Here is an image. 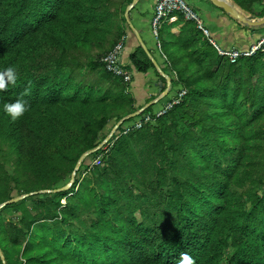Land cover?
<instances>
[{
  "label": "trees",
  "instance_id": "1",
  "mask_svg": "<svg viewBox=\"0 0 264 264\" xmlns=\"http://www.w3.org/2000/svg\"><path fill=\"white\" fill-rule=\"evenodd\" d=\"M234 1L264 17L261 0ZM131 2L0 0V75L16 77L0 90V204L27 194L0 209V264H264L263 52L231 63L186 21L187 38L164 50L178 75L169 100L187 93L98 148L137 111L131 82L101 58L126 35ZM205 22L228 49L264 36L244 25L233 44ZM131 62L153 65L141 48ZM17 101L27 110L13 121L3 106ZM88 170L95 186L77 189Z\"/></svg>",
  "mask_w": 264,
  "mask_h": 264
},
{
  "label": "crops",
  "instance_id": "2",
  "mask_svg": "<svg viewBox=\"0 0 264 264\" xmlns=\"http://www.w3.org/2000/svg\"><path fill=\"white\" fill-rule=\"evenodd\" d=\"M188 1L201 13L217 37L233 44L239 41L240 30L244 27L242 23L237 21V28L236 26L232 28L230 16L222 8L217 7L212 0ZM229 1L234 2L233 0ZM156 2L157 0H132L125 11L127 32L125 47L120 60L133 73L130 91L136 99L137 111L146 110L149 106H153V111H156L175 94L177 86L175 80L178 75L171 68L170 60L164 48H168L170 53L176 51L177 46L173 42L180 37L187 38L186 36L189 35L190 25L183 19L165 24L163 27L165 47L160 50L151 32V19ZM132 4L134 5L130 9ZM236 29L238 39L235 37ZM139 48L153 63L146 72L138 71L131 62V54Z\"/></svg>",
  "mask_w": 264,
  "mask_h": 264
},
{
  "label": "built area",
  "instance_id": "3",
  "mask_svg": "<svg viewBox=\"0 0 264 264\" xmlns=\"http://www.w3.org/2000/svg\"><path fill=\"white\" fill-rule=\"evenodd\" d=\"M183 17L185 21L192 22L203 36L214 46L219 56L227 58L231 63H236L241 57L251 56L258 52L264 53V36L253 43L247 50L236 48H224L213 37L210 28L206 25L205 19L188 0H158L155 6L153 18L151 20V29L157 46L161 50V30L166 23H174ZM125 35L104 55L102 62L104 68L115 77L122 79L126 83L132 82L133 73L121 63V55L125 47ZM187 93L186 89L181 90L177 96L168 100L160 109L152 112H144L142 117L130 124L124 133L131 129H140L145 123L151 122L156 118L166 114L183 96ZM113 137V136H112Z\"/></svg>",
  "mask_w": 264,
  "mask_h": 264
},
{
  "label": "water",
  "instance_id": "4",
  "mask_svg": "<svg viewBox=\"0 0 264 264\" xmlns=\"http://www.w3.org/2000/svg\"><path fill=\"white\" fill-rule=\"evenodd\" d=\"M212 1H213V3H214L217 7L222 8V9L226 12V14H227L228 16H230V17L233 18L234 20H236V21L242 23L243 25H247V26H249V27H253V28H260V27H263V26H264V17H262V18H260V19H253V18H251L250 16H247V15L242 11V8H241L239 5L234 4V3L230 2L229 0H212ZM133 5H134V4H132L129 8L131 9V8L133 7ZM144 111H145V109H141V110H138V111L132 113L131 115H129V116H127V117H124V118H123V119H122V120H121V121H120V122L114 127V129L112 130V132L110 133V135L108 136V138L103 142V144H102L101 146H99L98 148L102 147L105 143H107V142L112 138V136L115 134L117 128H118V127H119L124 121H126V120H128V119H131V118H133V117H136V116L142 114ZM98 148H96V149H94V150H92V151H90V152L84 154V155L82 156V158L80 159V162L78 163V165H77V167H76V170L79 168V166H80L81 162L84 160V158H85L88 154H90V153H92L93 151L97 150ZM75 175H76V172H74V174H73V179H72V180H74ZM65 188H66V186L63 187V188H61V189H57V190H55V191L64 190ZM49 191H50V190H44V191H42V192H49ZM32 194H33V193H32ZM26 196H27V195H25V196H20V197H16V198H14V199H12V200H9V201H7V202H5V203H2V204H0V209H2V208H3L4 206H6L7 204H10V203L16 202V201H18V200H21V199L25 198ZM0 254H1L2 257H3V254H2L1 251H0Z\"/></svg>",
  "mask_w": 264,
  "mask_h": 264
},
{
  "label": "clouds",
  "instance_id": "5",
  "mask_svg": "<svg viewBox=\"0 0 264 264\" xmlns=\"http://www.w3.org/2000/svg\"><path fill=\"white\" fill-rule=\"evenodd\" d=\"M254 7L257 11L264 12V0H261L260 3L254 4ZM6 75L7 81L5 80L4 75H0V90L5 89L7 83L15 84L16 77L14 74V69L11 67L8 68ZM3 110L8 116L11 117L13 121H15L24 115L27 108L24 101H17L15 103L4 104ZM182 264H193V262L187 256H185Z\"/></svg>",
  "mask_w": 264,
  "mask_h": 264
},
{
  "label": "rangeland",
  "instance_id": "6",
  "mask_svg": "<svg viewBox=\"0 0 264 264\" xmlns=\"http://www.w3.org/2000/svg\"><path fill=\"white\" fill-rule=\"evenodd\" d=\"M234 1V0H233ZM234 4H237L235 1L233 2ZM238 5V4H237ZM255 10H256V8H255ZM242 11L247 15V16H250L251 18H253V19H260V17H256L255 16V14L254 13H248L247 11H245L244 9H242ZM121 39V38H120ZM119 39V40H120ZM114 47V46H113ZM112 47V48H113ZM110 48V47H109ZM108 48V49H109ZM111 48V49H112ZM110 49V50H111ZM108 51V50H107ZM102 57H104L103 56V54H102V56H101V58ZM102 72H103V69H102ZM132 114V113H131ZM130 114V115H131ZM129 116V115H128ZM127 117V116H126ZM95 164H100V158L99 159H97L96 161H95ZM9 168H10V170L12 169V166H9ZM85 180H87V181H89V184H88V186L90 187V188H93V186H95L94 185V183H93V175H92V172L90 171V170H88V171H86L85 173H84V175H83V179H82V181H81V183L80 184H78L77 185V189L80 187V188H84L86 185L84 184V182H85ZM73 183H74V180H72L67 186H66V188L64 189V190H68V189H70L71 188V186L73 185ZM25 195H27L26 193L25 194H23L22 196H25ZM72 195H74V192H72V190L70 191V194H69V196H72ZM64 201V203L66 202V198L63 200ZM80 214H81V216H82V218H83V220L84 221H88V220H92V215H91V212L89 211V210H87V209H83V210H81L80 211ZM0 251H1V249H0ZM2 252V251H1ZM3 254V253H2ZM3 258H4V256H3Z\"/></svg>",
  "mask_w": 264,
  "mask_h": 264
}]
</instances>
